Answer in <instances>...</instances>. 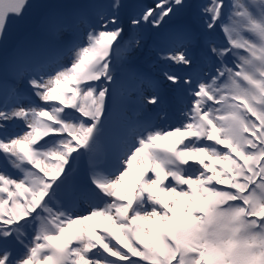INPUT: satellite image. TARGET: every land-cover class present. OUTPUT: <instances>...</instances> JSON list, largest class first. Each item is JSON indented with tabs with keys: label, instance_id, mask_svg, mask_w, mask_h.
<instances>
[{
	"label": "snow or ice",
	"instance_id": "6c2138e0",
	"mask_svg": "<svg viewBox=\"0 0 264 264\" xmlns=\"http://www.w3.org/2000/svg\"><path fill=\"white\" fill-rule=\"evenodd\" d=\"M27 6L0 0V40ZM91 7L52 55L13 65L27 94L0 90V162L19 173L0 169V264H264V0H200L197 57L195 33L170 34L169 128L144 115L158 82L124 65L185 0L139 5L127 38L121 0Z\"/></svg>",
	"mask_w": 264,
	"mask_h": 264
},
{
	"label": "rangeland",
	"instance_id": "374dc122",
	"mask_svg": "<svg viewBox=\"0 0 264 264\" xmlns=\"http://www.w3.org/2000/svg\"><path fill=\"white\" fill-rule=\"evenodd\" d=\"M71 0H67V4L65 7H62L63 9L68 12L69 3ZM110 3V0H83V3L80 4V6H83L86 11H94V9L91 7L92 5H107ZM122 8L120 9V15L121 18L124 20L125 24V37L129 35L128 25H127V18L129 15H131L139 5H148L152 4L153 0H121ZM77 7V6H76ZM187 6L180 11H178L172 19L175 20H182L186 23V25L189 24V20L193 21L195 23L199 24L198 17H197V6L194 13H189V17L187 15H184L187 11ZM62 12L57 15L54 12L45 13L44 16L48 15V19L45 20L46 28H48V32L52 34H62L63 29H68L66 26H64L65 20L62 18ZM73 10L70 12L72 13ZM82 11H78L80 13ZM74 17V16H73ZM75 22V28H77V19L73 18ZM172 21V20H171ZM69 23V22H68ZM185 25V26H186ZM192 25V23H191ZM190 26V25H189ZM180 29V27L176 29H169L167 28V31L162 34V32L154 33L155 31L148 27L140 30V47L134 48L128 55L127 61L124 65L126 69H130L132 71L139 72L143 74L146 77H150L154 81L158 82L159 87V95L161 97V105L158 107L156 112H153V109L150 108L148 111L144 113L146 117H149L152 122L157 127L162 128H169V127H176L181 123V117L179 115V109L181 107L179 98L182 94V87L180 86H173L170 85L168 82L163 80L162 73L164 70H173L176 71L177 74L183 75V70L181 69H169L168 65H166L163 61L159 59V49L165 47L169 41L170 34L174 32L175 30ZM196 29L199 30L196 25H194L189 30L196 34L197 39L191 46V54L193 57H197L200 53L202 43L200 41L201 34L200 31H196ZM163 31V29H161ZM160 31V30H159ZM65 32V31H64ZM50 37V35H49ZM160 37V38H159ZM51 38V37H50ZM199 41V42H198ZM220 42V41H219ZM41 60H36V63ZM129 62H132L127 67V64ZM146 62L147 65H141V63ZM121 79H126V74L121 71ZM10 82V81H9ZM25 92V91H22ZM25 94H27L25 92ZM12 129L10 132L16 133L19 132L22 129V125H11ZM0 168L4 171L9 172L10 168L8 169L6 166L3 165L2 162H0ZM14 177H19V173L14 172Z\"/></svg>",
	"mask_w": 264,
	"mask_h": 264
},
{
	"label": "bare ground",
	"instance_id": "6f19581e",
	"mask_svg": "<svg viewBox=\"0 0 264 264\" xmlns=\"http://www.w3.org/2000/svg\"><path fill=\"white\" fill-rule=\"evenodd\" d=\"M42 0H28V6L26 7L23 17L29 18L30 12H33L34 7H37L40 5ZM200 0H185V4L187 6V12L184 13V15H187L189 17V13H194L196 10V6ZM83 3V0H71L69 3L70 9H68V12H66L62 7H65L67 4V0H51L49 2V5L47 6V9L42 13L43 10H41L39 13H41V19L38 22L37 25H32L30 29H25V31L22 33L20 37H18L15 41L11 43V41L6 40L5 41V35L2 40H0V46H5L2 49V52H0V90H2L3 86L7 84L8 86H12L14 83L16 87H18L21 91H25V85L22 82L14 81L11 68L15 64L18 67L27 66L36 63V60H42L45 57L52 55L58 47H60L63 43H65L68 39V29L75 30V22L73 18H76V14H78V11H86L83 6H80V4ZM62 6V7H61ZM77 6V7H76ZM73 10L72 13H70ZM50 12V13H49ZM51 12L56 13L59 15V13L62 12V18L65 20L64 26H66L68 29H63L61 32L62 34H52L48 32V28H46L45 20L48 19V15L44 16L45 13L51 14ZM74 16V17H73ZM22 18V17H21ZM21 18H14L10 19V22L8 26L12 25L14 22H20ZM172 20V21H171ZM69 22V23H68ZM188 28L185 27L186 23L182 20H173L172 18L168 20V22L164 25L163 31L160 29V31H157L153 29L155 32H162L165 33L167 31V28L169 29H176L180 27V29H190L194 25L200 29V26L198 23H195L193 21H188ZM192 23V25H191ZM32 24V23H31ZM7 26V27H8ZM65 31V32H64ZM197 31V30H196ZM198 32V31H197ZM50 35V37H49ZM160 38V37H159ZM212 39H222L219 32L213 34ZM201 43H203V36L201 35L200 39ZM199 42V41H198ZM218 42V41H217ZM132 62H129L127 64V67L132 66L130 65ZM141 65H147L146 62L141 63ZM10 81V82H9ZM158 108L153 109V112H156ZM17 125V124H15ZM11 125L9 126V131L12 129ZM87 158H82L77 165L75 175L73 177L76 181H82L84 179L85 173L87 171ZM1 169V168H0ZM9 169V168H8ZM14 172L11 168L8 172L10 175L14 177Z\"/></svg>",
	"mask_w": 264,
	"mask_h": 264
},
{
	"label": "water",
	"instance_id": "95a60500",
	"mask_svg": "<svg viewBox=\"0 0 264 264\" xmlns=\"http://www.w3.org/2000/svg\"><path fill=\"white\" fill-rule=\"evenodd\" d=\"M49 2L51 0H42L39 6L34 7L33 12H30V17L26 18L22 16L20 22H14L12 25L8 26L5 31V41L9 40L11 43L15 41L18 37L22 35V33L25 31V29H30V27L33 25H36L40 19H41V13H39L41 10L42 13L47 9V6L49 5ZM32 23V24H31ZM32 26V27H33ZM5 47V46H4ZM3 46H0V52H2Z\"/></svg>",
	"mask_w": 264,
	"mask_h": 264
}]
</instances>
